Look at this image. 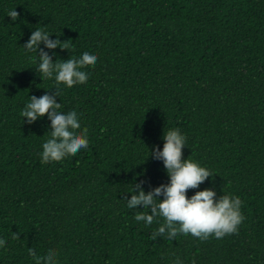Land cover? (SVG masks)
Returning <instances> with one entry per match:
<instances>
[{"label":"trees","instance_id":"obj_1","mask_svg":"<svg viewBox=\"0 0 264 264\" xmlns=\"http://www.w3.org/2000/svg\"><path fill=\"white\" fill-rule=\"evenodd\" d=\"M41 26L68 45H39L54 60L97 52L86 81L40 79L23 45ZM54 87L90 143L41 163L50 120L20 113ZM169 128L214 174L187 195L238 196L237 232L152 239L158 223L134 220L142 206L122 193L168 182L148 149ZM0 237V264H38L29 247H55L59 264H264V0H0Z\"/></svg>","mask_w":264,"mask_h":264},{"label":"clouds","instance_id":"obj_2","mask_svg":"<svg viewBox=\"0 0 264 264\" xmlns=\"http://www.w3.org/2000/svg\"><path fill=\"white\" fill-rule=\"evenodd\" d=\"M8 16L14 22L18 13L13 9L9 11ZM49 35L50 32L44 26L34 29L23 45L24 50L35 53L41 43L49 50L57 47L68 49L67 43L58 39L49 40ZM39 51L40 55L32 56L31 59L40 79L54 80L57 86H71L86 81L91 72L85 66L94 65L98 59L97 52L87 48L79 54H70L59 60H54L43 49ZM52 89H55L54 94L47 90L38 98L30 96L20 113L22 118H26L23 122L29 125L43 118L45 114L50 120L51 127L42 142V150L38 153L41 163L60 159L68 154L75 155L80 149H88L90 143L87 128L81 127L82 113L76 106L65 110L57 99L60 96L59 87ZM162 139V148L153 147L151 153L147 149L148 156L151 154L153 159L162 162L168 182L160 184L147 194L139 184H136L135 189L131 187L122 193L121 199L126 202L128 209L136 210L137 205L142 206L141 210L136 211L134 220L143 222L145 226L158 223L152 239L157 236L174 239L178 235L191 234L205 240L210 234L220 238L237 232L238 226L245 219L241 212V199L232 194L216 197L213 188L198 190L188 196L187 190L197 189L205 179L212 183L210 178L214 174L196 161L182 159V148L186 147L187 136L179 128L164 131ZM125 194H130L131 198L125 199ZM13 238L17 239V236ZM5 244L6 240L0 237V248ZM28 251L38 264H59V252L55 247H49L45 252L38 251L36 247H29ZM173 264L183 262L176 257ZM192 264H195V261Z\"/></svg>","mask_w":264,"mask_h":264}]
</instances>
